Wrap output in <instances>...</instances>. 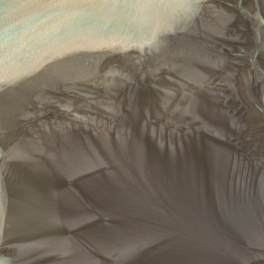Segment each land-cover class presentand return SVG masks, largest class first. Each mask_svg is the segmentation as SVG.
I'll list each match as a JSON object with an SVG mask.
<instances>
[{
	"label": "water",
	"instance_id": "obj_1",
	"mask_svg": "<svg viewBox=\"0 0 264 264\" xmlns=\"http://www.w3.org/2000/svg\"><path fill=\"white\" fill-rule=\"evenodd\" d=\"M264 263V0H0V264Z\"/></svg>",
	"mask_w": 264,
	"mask_h": 264
},
{
	"label": "flooded vegetation",
	"instance_id": "obj_2",
	"mask_svg": "<svg viewBox=\"0 0 264 264\" xmlns=\"http://www.w3.org/2000/svg\"><path fill=\"white\" fill-rule=\"evenodd\" d=\"M256 264H264V263H256Z\"/></svg>",
	"mask_w": 264,
	"mask_h": 264
}]
</instances>
